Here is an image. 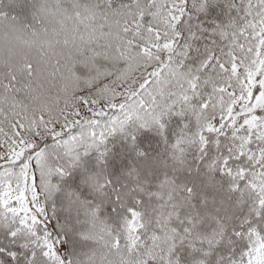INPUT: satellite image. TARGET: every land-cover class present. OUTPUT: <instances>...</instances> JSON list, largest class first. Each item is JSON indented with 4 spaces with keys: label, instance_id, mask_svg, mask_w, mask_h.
<instances>
[{
    "label": "snow or ice",
    "instance_id": "snow-or-ice-1",
    "mask_svg": "<svg viewBox=\"0 0 264 264\" xmlns=\"http://www.w3.org/2000/svg\"><path fill=\"white\" fill-rule=\"evenodd\" d=\"M0 264H264V0H0Z\"/></svg>",
    "mask_w": 264,
    "mask_h": 264
}]
</instances>
